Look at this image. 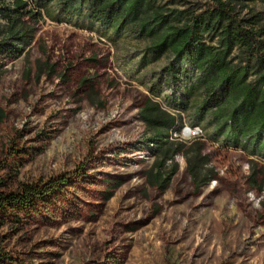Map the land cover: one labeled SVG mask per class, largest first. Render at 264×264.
<instances>
[{"label": "rangeland", "instance_id": "obj_1", "mask_svg": "<svg viewBox=\"0 0 264 264\" xmlns=\"http://www.w3.org/2000/svg\"><path fill=\"white\" fill-rule=\"evenodd\" d=\"M165 61L145 52L132 31L45 16L33 43L0 74L2 189L69 178L49 215L1 229L22 263L264 264L263 177L250 180L253 166L264 165L260 157L208 140L183 115L181 135L170 140L192 147L203 139L211 178L197 188L179 153L161 169L176 168L168 185L155 181L162 154L140 109L147 97L159 99L151 84L175 91L163 83ZM189 88L196 89L184 82L178 94ZM196 126L201 133L189 136L187 127ZM111 182L118 185L106 198Z\"/></svg>", "mask_w": 264, "mask_h": 264}, {"label": "trees", "instance_id": "obj_2", "mask_svg": "<svg viewBox=\"0 0 264 264\" xmlns=\"http://www.w3.org/2000/svg\"><path fill=\"white\" fill-rule=\"evenodd\" d=\"M258 5L264 7V0H207L182 7L159 0H0V74L33 43L36 24L45 16L86 29L99 24L113 34L134 32L145 52L166 58L163 83L175 85L168 92L151 84L149 90L159 99L147 97L140 109L152 131L150 141L162 154L155 181L162 188L168 185L176 168L161 169L182 153L198 188L211 178L204 171L209 162L205 141L194 140L189 147L185 140H170L173 132L181 135L183 115L200 125L208 140L264 161V9ZM184 82L196 89L178 94ZM257 166L250 180L257 183L262 175L264 183V165ZM68 182L59 175L8 192L0 181V231L49 215ZM111 183L106 198L118 185ZM5 239L0 232V264H24Z\"/></svg>", "mask_w": 264, "mask_h": 264}, {"label": "built area", "instance_id": "obj_3", "mask_svg": "<svg viewBox=\"0 0 264 264\" xmlns=\"http://www.w3.org/2000/svg\"><path fill=\"white\" fill-rule=\"evenodd\" d=\"M187 130L189 132V136L195 137L198 136L201 133V128L196 126V127H187ZM177 134V133H175Z\"/></svg>", "mask_w": 264, "mask_h": 264}]
</instances>
